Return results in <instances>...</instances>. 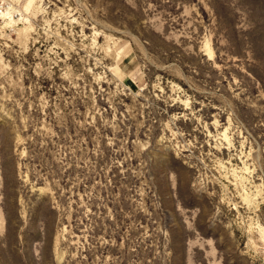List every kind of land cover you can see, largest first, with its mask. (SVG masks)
<instances>
[{"label":"rangeland","instance_id":"374dc122","mask_svg":"<svg viewBox=\"0 0 264 264\" xmlns=\"http://www.w3.org/2000/svg\"><path fill=\"white\" fill-rule=\"evenodd\" d=\"M0 264H264V0H0Z\"/></svg>","mask_w":264,"mask_h":264}]
</instances>
